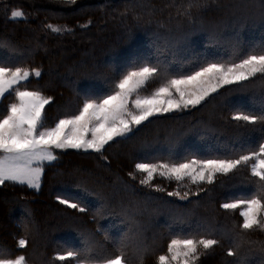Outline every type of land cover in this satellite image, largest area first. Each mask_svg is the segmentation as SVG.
<instances>
[{
    "label": "trees",
    "instance_id": "16d2710c",
    "mask_svg": "<svg viewBox=\"0 0 264 264\" xmlns=\"http://www.w3.org/2000/svg\"><path fill=\"white\" fill-rule=\"evenodd\" d=\"M188 2L77 0L72 5L52 0H0V42L7 41L16 49L0 51V60L7 59L11 67L41 70V77L30 78L27 88L52 98V104L46 106V126H54L59 118L78 114L85 92L96 97L114 91L110 82H118L119 71L133 61L152 58L154 62L156 50L149 39L153 34L163 41L198 30L175 59L170 54L161 55L172 72L189 71L205 59L228 60L231 51L227 42L233 37L242 39L243 55L252 44L264 42V0H201L206 7L192 10V22L179 16L175 7ZM170 4L175 6L167 7ZM13 9H21L25 17L12 22L8 17ZM49 24L67 30L53 33L46 27ZM209 32L219 37L218 43L208 40ZM156 86L153 81L147 89ZM262 98L264 77L258 74L243 82V87L226 86L195 108L151 118L129 138L106 145L103 157L94 152L55 151L58 159L44 166L39 191L8 182L0 186V248L25 255L29 264H50L65 246L80 247L81 233H95L97 221L92 211L69 209L59 204L58 197L80 199L90 210L101 203L108 205L111 214L98 218L99 225L112 237L128 233L131 264H158L157 257L167 254L170 231L189 230L187 225L173 224L174 214L187 217L193 228L206 224L216 230L240 232L236 227L242 219L239 210L225 212L219 205L255 190L248 167L218 176L213 185H203L205 191L199 196L181 201L167 196V191L176 189L175 181L156 177L153 185L164 187V192L141 185L143 174L135 172V163L159 162L156 158L169 151L176 158L190 154L238 157L242 151L255 148L264 139V132L259 124L238 128L231 120L232 113L237 107L259 112ZM14 99L13 95L0 102V118ZM253 127L255 130H250ZM77 181H86L95 194L78 192ZM122 209L130 219L119 215ZM25 218L31 221L32 233L27 236V247L19 249L17 240L25 236L21 227ZM216 238L220 239L219 235ZM95 239L113 251L102 233ZM141 242L154 249L142 262L135 254ZM238 242V255L248 254L251 264H259L264 232L242 233ZM229 248V243L221 240L214 251L201 257V264H230L235 257L227 255Z\"/></svg>",
    "mask_w": 264,
    "mask_h": 264
},
{
    "label": "snow or ice",
    "instance_id": "6c2138e0",
    "mask_svg": "<svg viewBox=\"0 0 264 264\" xmlns=\"http://www.w3.org/2000/svg\"><path fill=\"white\" fill-rule=\"evenodd\" d=\"M65 4L75 5L77 0H63ZM174 4L167 7H174ZM177 14L192 22V10L206 7L201 0H189L185 5L175 6ZM25 17L21 9L10 11L9 19L19 22ZM137 19H139L137 17ZM51 32L59 34L62 29L53 25L46 26ZM197 29L183 32L179 36L169 37L161 41L158 34L149 37L156 54L152 58L137 59L119 71L118 82H110L114 91L93 97L84 93L82 107L78 114L59 118L54 126H46V106L52 104V98L43 95L40 90H28L30 78H40L39 68L11 67L8 60H0V102L14 95V102L6 106V111L0 118V186L6 182L26 186L37 191L41 188V177L44 165H51L58 159L56 150L66 149L89 150L103 157L105 146L115 138H129L134 127L149 121L150 117L195 108L202 102L218 93L225 86L240 85L258 74L264 77V42L251 46L250 51L243 55L242 39L230 38L227 46L231 51L228 60L205 59L196 68L189 71H170L169 63L161 59V55L170 54L175 59L177 53L186 46L191 37L197 34ZM208 40L215 44L219 37L215 33H207ZM7 41L0 42V51H15ZM239 58V62H236ZM155 81L157 86L148 95H141V90ZM254 103H256L254 101ZM259 112L244 110L237 107L231 120L238 128L260 125L264 132V98L258 102ZM250 130H255L253 127ZM175 143V141H173ZM159 162L140 161L135 163V172L141 173L139 183L155 192H164L165 188L153 185V180L160 177L168 182L175 181L176 189L167 191L168 197L188 201L189 196H199L205 191L203 185H213L218 176H228L241 167H248L254 178L251 183L254 191L241 194L220 203L225 212L239 209L242 218L236 227L240 232L231 230H216L206 224H197L194 228L182 214H174V225H187L188 231L172 233L167 243V254L157 257L158 264H201V257L214 251L221 240L229 243V257H235L230 264H251L248 254L238 255L239 238L242 233L255 230L264 232V139L255 148L242 151L238 157L230 155H184L176 158L169 151L167 155L156 158ZM135 179L134 173L129 174ZM195 186V190H193ZM78 192L86 195L95 193L86 187V181H77ZM181 188L185 190L180 191ZM58 202L69 209L84 213L92 211L93 219L97 221L95 233H81V246H65L62 251L52 257L50 264H131L127 255L128 233L120 237H112L104 232L98 218L111 214L105 203L95 209H87L80 199L58 197ZM165 203H172L166 201ZM119 215L130 219L127 210L122 209ZM25 233L17 240V247L25 249L29 243L27 236L31 235V221L25 218L21 223ZM170 229L172 225L169 226ZM103 234L110 241L113 251L105 249V245L95 239ZM219 235L220 239L216 237ZM98 249H105L101 252ZM153 248L140 243L135 249L138 259L143 260ZM262 258L259 264H264V248H261ZM0 264H29L23 254L14 255L10 250L0 248Z\"/></svg>",
    "mask_w": 264,
    "mask_h": 264
},
{
    "label": "rangeland",
    "instance_id": "374dc122",
    "mask_svg": "<svg viewBox=\"0 0 264 264\" xmlns=\"http://www.w3.org/2000/svg\"><path fill=\"white\" fill-rule=\"evenodd\" d=\"M52 1H63V0H52ZM243 20H244V19H243ZM234 35H236V34H234ZM232 36H233V35H232ZM254 45H255V44H254ZM252 46H253V44H252ZM182 49H183V48H182ZM102 66H103V65H102ZM225 87H226V86H225ZM222 89H223V88H222ZM153 90H154V89H152V90L147 89V87H146V88H144V89L141 90V93H140V94H141L142 96H143V95H148V94H151V92H152ZM220 90H221V89H219L218 92H219ZM214 94H216V93H214ZM214 94H212V95H214ZM202 103H203V102H202ZM197 106H199V105H197ZM197 106H196V107H197ZM190 108H191V107H190ZM190 108H188V109H190ZM188 109H184V110H180V111H185V110H188ZM180 111H173V112H180ZM171 113H172V112H171ZM165 114H170V113H165ZM165 114H162V115H165ZM158 116H161V115H156V116H153V117H158ZM153 117H150L149 120H150L151 118H153ZM145 122H147V121H145ZM145 122H143L142 124L144 125ZM142 124H141V125H142ZM139 126H140V125H139ZM139 126L134 127L133 131H134L135 129H137ZM130 134H131V133H129L128 136H129ZM119 139H123V138L117 137V138H115L113 141H115V140H119ZM113 141H110V143L113 142ZM67 150H75V151H80V152H83V153L85 152V151L82 150V149H81V150H76V149H66V150H64V151H67ZM56 151H59V150H56ZM88 152H91V151L89 150ZM45 165H47V163H46ZM45 165H44V166H45ZM238 210H239V209H238Z\"/></svg>",
    "mask_w": 264,
    "mask_h": 264
}]
</instances>
